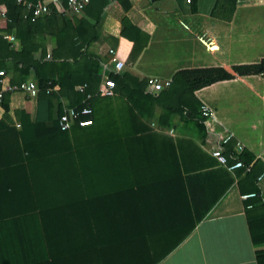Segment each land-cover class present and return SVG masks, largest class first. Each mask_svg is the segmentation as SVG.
Masks as SVG:
<instances>
[{
    "label": "trees",
    "instance_id": "obj_1",
    "mask_svg": "<svg viewBox=\"0 0 264 264\" xmlns=\"http://www.w3.org/2000/svg\"><path fill=\"white\" fill-rule=\"evenodd\" d=\"M24 1L39 5L46 0ZM59 3H51L49 13L32 22L26 7L0 0V70L11 76V85L34 79L39 89L35 121L15 112L19 129H9L8 142L0 138V189H9L12 202L0 208V264L160 262L209 210L206 206L196 219L200 211L193 210V192L189 196L174 141L150 126L153 121L170 130L176 118L201 138L215 133L227 166L241 162L235 170L238 192L255 194L243 201L250 239L264 245V196L258 183L264 163L247 150L238 152L234 138L213 129L217 124L202 115L194 94L235 76L222 67L180 70L168 88L150 93L147 81L128 72L110 73L114 96H99L108 58L93 47L104 15L116 6L126 13L130 1L90 0L76 15L67 13V0ZM236 3L216 0L211 17L230 22ZM119 22L120 36L132 43L128 62L133 63L149 35L126 16ZM4 35L14 36L19 47ZM232 70L239 77L264 78V59ZM10 95L0 102L6 112ZM86 106L91 115L79 119H90V126L60 128L65 108L79 112ZM228 184L222 181L223 189ZM256 260L264 264V251Z\"/></svg>",
    "mask_w": 264,
    "mask_h": 264
},
{
    "label": "crops",
    "instance_id": "obj_2",
    "mask_svg": "<svg viewBox=\"0 0 264 264\" xmlns=\"http://www.w3.org/2000/svg\"><path fill=\"white\" fill-rule=\"evenodd\" d=\"M131 7L123 13L116 6L104 15L103 29L94 51L102 57L109 49L116 50L124 62L122 72L140 80L156 78L171 81L180 70L222 67L235 78L196 91L197 99L210 111V119L264 163V78L237 76L232 67L254 64L264 59V0H237L230 22L211 17L216 0H129ZM126 16L133 25L149 35L147 47L138 59L130 63L132 43L120 36L119 19ZM19 46L15 47L17 49ZM50 43L47 49L51 50ZM147 92H151L147 88ZM56 104H54L55 113ZM158 112V109H156ZM15 112L28 115L30 123L37 116V100L21 93L10 95L8 111L0 105V138L9 129H19L21 122ZM177 119L174 128L163 130L150 122L151 128L171 137L176 146L186 179L187 192L192 195V207L197 217L195 228L157 264H257V252L264 245L252 244L243 201L237 189L238 177L209 154L211 144L218 142L215 133H193L181 127ZM222 181L228 182L223 189ZM264 196V174L258 180ZM9 189H0V208L12 203ZM195 219V220H196Z\"/></svg>",
    "mask_w": 264,
    "mask_h": 264
},
{
    "label": "built area",
    "instance_id": "obj_3",
    "mask_svg": "<svg viewBox=\"0 0 264 264\" xmlns=\"http://www.w3.org/2000/svg\"><path fill=\"white\" fill-rule=\"evenodd\" d=\"M18 5H22L26 7L27 10L31 13V21L34 22L37 19L47 15L49 13V5L51 3H59V0H46L42 4L32 5L30 3H26L24 0H15ZM90 2V0H67V13L70 15L79 14ZM4 39H6L13 48L19 46L16 38L12 35H4ZM110 56L108 61L102 64L101 70V83L98 88L97 94L103 97H112L114 96V88L115 84L112 79L109 78L110 73H120L123 71L125 64L123 61L117 58L116 50L109 49L107 51ZM49 58V55L47 56ZM11 76L7 74L5 71L0 70V102L3 99L5 93H21L25 97L29 99H36L38 95V85L36 80L28 79L26 81L21 82L20 85H11L10 83ZM147 81V86L150 88L151 92H158L160 90L166 89L170 85V81H162L156 78H149ZM86 85L78 86L76 90L80 93L83 92ZM91 98L90 95L86 96V100ZM92 113V109L89 106L82 108L79 112L75 109H64V113L59 119V126L64 130H70V128L77 123L80 127L90 126L91 120H81L79 119L80 115L89 116ZM210 111L206 107H202V115L208 116ZM230 135V134H229ZM230 137H232L230 135ZM236 150L238 152L243 149L240 148L236 144ZM209 154L219 163L220 166L225 167L228 171L233 172L236 169L241 168V162H237L232 166H227L224 157L222 156L223 150L219 145V142L211 144V150ZM255 197V194H247L241 196L242 201L248 200L250 198Z\"/></svg>",
    "mask_w": 264,
    "mask_h": 264
}]
</instances>
